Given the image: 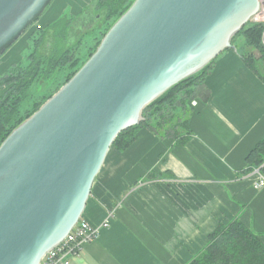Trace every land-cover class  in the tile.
Segmentation results:
<instances>
[{"label": "water", "instance_id": "water-1", "mask_svg": "<svg viewBox=\"0 0 264 264\" xmlns=\"http://www.w3.org/2000/svg\"><path fill=\"white\" fill-rule=\"evenodd\" d=\"M51 1L0 0V55ZM259 5L134 0L69 80L0 143V264H40L81 217L118 133L170 87L236 50L234 35Z\"/></svg>", "mask_w": 264, "mask_h": 264}, {"label": "crops", "instance_id": "crops-1", "mask_svg": "<svg viewBox=\"0 0 264 264\" xmlns=\"http://www.w3.org/2000/svg\"><path fill=\"white\" fill-rule=\"evenodd\" d=\"M88 1L59 3L81 14ZM202 89L209 96L194 98L184 144L141 128L124 151L109 148L81 216L100 224L111 213L110 223L70 264H189L235 218L264 243V186L254 187L245 160L264 137V79L229 48Z\"/></svg>", "mask_w": 264, "mask_h": 264}, {"label": "trees", "instance_id": "trees-1", "mask_svg": "<svg viewBox=\"0 0 264 264\" xmlns=\"http://www.w3.org/2000/svg\"><path fill=\"white\" fill-rule=\"evenodd\" d=\"M133 1L91 0L82 13H87V17L91 16L90 21L94 24L80 35L71 34V26L77 18L67 15H61L35 31L29 27L32 50L26 55V64L15 63L0 74V143L12 129L69 80L94 52L109 27ZM88 33H91V37L83 46V37ZM260 34V26L249 21L233 37L234 40L241 35L245 48L259 50L260 56L255 57L248 49H237L246 65L256 72L258 70L254 63L258 60L264 61ZM82 50L86 51L84 58L81 55ZM214 61L215 59L195 74L173 85L148 104L142 111V121L119 132L110 147L124 151L133 143L141 128H146L160 139L170 138L176 145L184 144L192 134L188 125L192 114L189 102L199 96L207 100L209 92L202 88ZM59 70H62L60 76L63 77L60 83L55 76ZM41 81L59 84L54 91L35 101L34 89ZM245 160L246 172H251L254 168L264 172V137L248 152ZM189 264H264V243L240 219L235 218L226 224L218 223L207 236V245Z\"/></svg>", "mask_w": 264, "mask_h": 264}, {"label": "rangeland", "instance_id": "rangeland-1", "mask_svg": "<svg viewBox=\"0 0 264 264\" xmlns=\"http://www.w3.org/2000/svg\"><path fill=\"white\" fill-rule=\"evenodd\" d=\"M76 1H79V0H76ZM87 4L88 5L86 6V8L90 5V0L88 1ZM58 12H60V13H59V15L57 17H59L61 15H67V16L75 15L76 16V15L79 14V13L78 14H73L72 11H71V7L70 6L61 8L60 7L59 0H52L47 5V7L45 8V10L42 13V15L39 17L38 22L41 25L42 24L46 25L45 20L47 21V20H51V19L55 18V15ZM83 16H84V14L82 12L77 17L72 16L73 19L74 18H77V21H74L73 24H72V26H71V28L73 29V31H72V35L73 36L74 35H80L85 30V28H87V27H89V26H91V25L94 24L93 21H90L91 16H90V19L89 20H86V21H84V20H82V18H80V17H83ZM77 23H81V24H84L85 25V26H83L82 30H81V26H79ZM30 29H32V27ZM90 37H91V33H88V34H85L84 35V37H83V46L89 41ZM233 42H234V45H235L236 49L244 50L243 48H245V44H244V39H243V37L241 35L235 37L234 40H233ZM91 44H93V42H91ZM247 48L248 47H246L245 50H247ZM250 48L251 47H249V49ZM251 49H252V52H251L252 55H257V56L260 55L259 50L253 49V48H251ZM31 50H32V40H31V35H30V32H29V29H27L17 39V41H15L11 46H9L4 51V53H2L0 55V58H2L3 60H6V68L4 70H1L0 71V74H2L4 71H6L9 68V66H11V65H13L15 63H18L19 62V63H22L23 65H25L26 64V58H27L26 55ZM9 52H10V56L4 58L3 54L5 55V54H7ZM81 52H82L81 53L82 58H84L86 56V51L85 50H82ZM254 66L257 68V70L259 71V74L264 79V67L262 66V62H260L258 60V61H256L254 63ZM61 73H62V70H59V71H57V73H55V76L57 78V82H59V83H60V81L63 80V77L60 76ZM59 83L50 84V82L41 81L40 84H39V86L36 89H34V90H36L35 91V94H36L35 95V101H39L42 96H46L50 92L54 91L56 85L58 86ZM30 106L31 105L29 104V107Z\"/></svg>", "mask_w": 264, "mask_h": 264}, {"label": "built area", "instance_id": "built-area-1", "mask_svg": "<svg viewBox=\"0 0 264 264\" xmlns=\"http://www.w3.org/2000/svg\"><path fill=\"white\" fill-rule=\"evenodd\" d=\"M260 5L257 12L252 15L250 22L258 24L261 28L260 42L264 47V0H259ZM32 30H38L44 27L38 21L32 26ZM190 105L195 104L192 99ZM252 174L255 176L253 185L255 188L264 186V175L259 168H254ZM112 214L107 217L100 224H92L87 219L80 217L78 222L73 226L69 233L63 238L59 244L49 250L42 258L40 264H70L72 257L78 256L83 247L97 238L101 228L109 225Z\"/></svg>", "mask_w": 264, "mask_h": 264}, {"label": "flooded vegetation", "instance_id": "flooded-vegetation-1", "mask_svg": "<svg viewBox=\"0 0 264 264\" xmlns=\"http://www.w3.org/2000/svg\"><path fill=\"white\" fill-rule=\"evenodd\" d=\"M88 17L87 16H85V17H82V20H84V21H86V20H89L90 19V16H89V18L87 19ZM79 26H81V30H82V28H83V26H85L84 24H81V23H77ZM78 26V27H79ZM86 29V28H85ZM72 31H73V29H72ZM72 34V33H71Z\"/></svg>", "mask_w": 264, "mask_h": 264}]
</instances>
